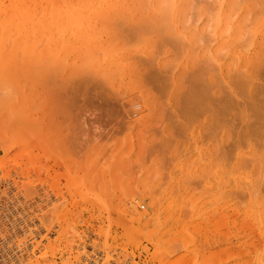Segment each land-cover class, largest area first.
Instances as JSON below:
<instances>
[{
  "label": "bare ground",
  "instance_id": "1",
  "mask_svg": "<svg viewBox=\"0 0 264 264\" xmlns=\"http://www.w3.org/2000/svg\"><path fill=\"white\" fill-rule=\"evenodd\" d=\"M91 90L94 92L96 91V96L102 95L103 99L105 98L103 95L108 98L110 95L111 97L113 96L111 99L117 97L119 98L118 100H120V98L123 100V104L121 101L120 104H122L123 107V112L121 113H124L123 122L125 121V123L121 120H118V122L125 124L123 126H125L124 128H126L128 132V134L126 132L127 135L124 136V144L126 145L124 148H126V152H123L122 150L124 149L122 148L121 152L123 153L118 154L120 153L118 150V155L116 154L117 156H114L115 150H113L114 148L111 146L112 143L109 145V147L113 148H111L112 150L105 146L107 147L106 152H108L109 149L110 154L104 153L105 149L103 150V148L99 146L97 148L104 151V154H101V151L99 152L101 157L102 155L109 154V156H107L108 159L114 158L113 163L112 161L110 162L112 165L106 168L105 161L104 164H98V162H94L93 164V158H87V154L89 153L91 155L92 152H87V154L83 156L85 162L86 159L84 157L87 155L86 158L88 160L85 162L87 166L83 165V161H81L82 163H79L81 167L76 164L78 166V171H74L72 161L73 158L76 157V154L75 156H71L70 159L73 157L72 160L68 161L72 163L68 165L69 163L66 160V164L72 173V177L70 174L67 175L69 172L65 173L69 177V182H66L70 185V190L75 192L78 191L79 194L83 195L89 193L94 200H97L94 204L101 203L100 205L103 206H107L108 204L110 208L108 196H110L111 192L107 196L104 192L102 194L101 190L99 194V190H95L93 186L95 183L93 182L98 184L97 181L100 182V179L102 180V178L107 176V179H109V177L112 179L114 185L117 184V186L115 185L117 187L116 189L121 191L119 190L118 184H121L120 182L122 181L121 186H123L124 190H127L125 191V195L121 194L124 196L121 201L117 199V203L115 202L116 205L114 204L113 207L115 210L111 212L125 216L133 225V229L138 231V233L148 225L153 226L154 228L152 230L150 229L146 234V237L150 239L152 236L151 234H154L153 232H158L168 220H171L169 221L171 223L169 226L167 225L168 227L165 228L166 230L162 232L161 236L156 237L155 243L157 245L160 243V238L167 232L169 236H165L166 238L162 237V239L164 238L162 243H164L165 246L172 243V241L174 242V240L180 241L182 237H184L183 242L191 243L192 239L195 237H193L194 234L191 235V231H188V227L192 226L197 231L195 233L200 235L199 232L202 234L205 233L203 227L206 225L203 222L209 221L214 228L222 224V227L228 228V231L229 227H237V233L238 228L247 229L249 232L253 231V235L256 234V244L259 248H255L257 252L253 250L252 255L254 252H256V254L252 256V259L251 255L249 256L251 261L247 258V260H244L246 262H243V264H264V0H0V113H2L1 118H4V126L8 123L14 127L16 125L22 128L20 129L22 130L21 132L19 130V132H17L18 134H15L17 136L14 140H17L16 143L20 141H18V138L21 139L23 136L26 137V133L32 134L31 136H33V133L37 135V130L41 129L39 131L40 134L42 128L39 127V124H41V121L48 115V112L51 110L53 113V116L51 114L48 115L49 118H51L50 116L54 117L58 109L54 106L63 107L62 103L65 100L69 101L68 98L70 97H73L71 99L73 101L75 99L76 101V99H78L76 95L80 94L79 97L83 98L84 104L82 105L83 102L81 99L80 101L82 103L78 101L80 106L76 105L75 101L73 105L74 107L75 105L78 106L75 107V109L78 108L76 109L77 111L84 108V110H81L84 115L83 111L86 112L85 108L91 103L89 101H92L90 98L92 95H95V93H91L93 92ZM20 91L22 93L18 95L17 93ZM86 91L92 94L91 96L88 94L90 98L87 97L88 95H85L84 98L83 92L85 93ZM58 92L61 94L55 97ZM53 94L54 96L52 97ZM21 95L25 96L24 98L22 97L24 100L21 98ZM60 95L61 98L64 99L61 104L59 102V99H61L59 98ZM17 96H20V100L17 99ZM100 96H97V98L93 96L92 99L95 97L96 99L94 100L98 103L99 98H101ZM51 97L54 98V106H51L50 109V103H53L50 101ZM66 97L68 98L66 99ZM159 98L160 101H162L161 103H163V100H161L162 98L167 102L175 99L173 101L178 102L177 105L186 112L185 114L193 115L198 111L200 113L201 110H204L202 114L205 113L207 116L211 114L212 116H208L213 119L212 122L210 121L211 123L209 122L212 124L211 129L217 131H210L212 133H217L216 135H212L211 133V136H221L218 139L209 137L211 140L209 139L207 141L211 143L212 139H217L218 143L216 142L217 144L214 145H212V143L209 147L203 148V145L199 144L200 146H197L196 142L198 141L197 139L195 141V134H191L197 129L194 132L189 130V128L191 129L192 127L190 126L191 124L197 123H191L190 121L196 118L191 117V119L193 118L192 120H187V122L189 121L191 123L189 124L188 122L190 127L184 124L187 122H184V125L178 121L176 123L172 115H169L165 109L162 110V108H164L163 106L161 109L157 106L159 102L157 104L156 102ZM85 99L89 102L87 105ZM103 99H100V101ZM94 100L92 102H95ZM116 102L114 101L113 103L115 104ZM104 103L105 102H103V104ZM67 104L68 102L66 103L65 101L66 106ZM93 105L94 104L91 106V104H89L88 107H93ZM115 105L118 104L116 103ZM177 105L174 103V108L170 107V110L175 108L178 109ZM68 106L70 109V103ZM155 106L160 109L159 116H161L163 112V114L167 113L170 117L165 115L169 120H167L168 118H162L166 119L165 123H168L164 126L165 128L161 126L159 130L160 139L156 141L155 144L154 140L151 138L154 146L150 141H146V143L148 142V144L153 147L159 148L160 145L161 155H159L160 149H156L158 150L156 154L160 156L158 160H156L158 157L156 159L152 158L153 161L151 163L146 160L149 164H145V166L143 165L145 161H137L138 164L135 163L136 166H138L137 168L141 171L139 172L143 173L141 179L138 180L135 186L132 182L133 175L130 174L129 176L131 177L128 178H126L127 176L124 177L126 178L125 180L121 179L123 178L121 175L124 173L128 175L130 169L128 168V172L126 169L119 174V168L124 166H118L122 163L124 154L128 155L130 152L132 154L131 150L135 145H138L136 147V150H138L137 148L141 141L144 143L143 137H133V135H135L136 128L139 127L143 129L141 127H147L148 124L151 125V123H155V120H157L155 117L158 116L152 113ZM62 107H60L59 112H62L64 109L63 113H61L64 114L68 111L66 110L68 108L66 107L61 110ZM103 107H101V111ZM108 107H110V103ZM52 108H55V110ZM116 108H118V106ZM94 109L91 110L93 111L91 113L96 115L95 112L100 111V109L97 111ZM110 110L114 111L113 109ZM205 110H210V113ZM70 112L71 109L69 113ZM88 112L90 113V111ZM88 112L85 114H88ZM69 113L66 112V116ZM102 113L105 114V112ZM70 115L71 116H68L69 122L71 120L72 122L75 121L71 113ZM75 115L77 118H80L77 112ZM89 115L91 116V114ZM107 115H110V113L108 112ZM76 116H74V118ZM90 116L86 115L85 120H89L90 118L87 119V117ZM103 116L101 117L102 119ZM165 116L163 115V117ZM48 117L46 118L49 119ZM120 117V119H122L123 114ZM62 118L65 119H62V121H68L66 120L68 119L67 117ZM101 118L100 121H102ZM107 118L105 119L104 117L105 120L102 122L95 121L98 124H102L104 121H107ZM180 118L184 120L183 118L185 117ZM210 118L208 119L211 120ZM110 119H113V117ZM201 119H204V117ZM50 120H53V118ZM151 120L154 121V123ZM13 121L15 125L11 123ZM51 122L49 121V123ZM110 122L113 121L110 120ZM53 123L55 124V122ZM157 123L156 121V125H161ZM209 123H207V125ZM110 124L112 125V123ZM199 124L203 126V124ZM88 125H90V123ZM88 125L86 124V126ZM103 125L105 124L103 123ZM207 125L205 126L206 128L211 127ZM76 126L74 127L76 128ZM193 126L197 127L195 124H193ZM56 127L58 126L56 125ZM59 127L62 128L61 126ZM65 127L66 126L63 128ZM114 127H116V125ZM114 127V133H120L122 128L120 129L119 127L122 126L116 127L117 132H115ZM149 127L150 126H148V128ZM10 128L8 125V129L7 127L4 129L9 130ZM198 128L200 127L198 126ZM206 128L204 129L203 127L204 130H210V128ZM54 129L56 128L54 127ZM7 130L6 134L9 135L11 133L9 131L11 130ZM47 130L48 129L45 130V135H47ZM156 130L158 131V129H154V131ZM204 130L202 131L204 132ZM15 132L16 131L13 133ZM102 132H100V135H103L101 134ZM121 132H123V130ZM146 132L149 133V131ZM207 132L210 135V132L206 131V133ZM206 133L204 132L202 135H208V133ZM219 133L220 135H218ZM19 134H22V137L18 136ZM88 134H90V131H88ZM136 134L139 135L140 132ZM180 134L185 135L186 138L182 140L177 139V135ZM45 135L43 136L44 138H46ZM78 135L81 136L80 134ZM197 135L198 134H196V137ZM47 136H50V132ZM53 136L55 135L52 134V137ZM57 136H59V134ZM73 136L76 135L74 134ZM87 136L89 137V135ZM28 137L30 138V136H27L25 141L29 143L31 139L27 140ZM52 137L50 136L48 138L51 139ZM104 137L106 139V136ZM149 137L150 136H148L147 139ZM199 137H201L200 134ZM90 138H92V136H90ZM107 138H109L107 140L111 139L110 137ZM133 138L138 139L136 141H139V144H135V142L134 145L132 143ZM144 139H146V137ZM79 140L81 141L80 138ZM189 140L192 142L190 143ZM25 141H22V143H24L23 145H26L24 148L28 145ZM102 141L99 143H102ZM117 141H114L115 144ZM68 142L70 141L68 140ZM22 143L20 141V144L16 145H21ZM39 143L40 142H38V144ZM45 143H47V141ZM90 143L89 141L91 148ZM146 143L145 145L149 146ZM200 143H203V141ZM120 144L122 143L120 142ZM52 145L54 144H51V146ZM89 145L86 144L85 146ZM116 145H114V147ZM67 146L71 145L69 144ZM77 146L78 145H76V147ZM119 146L120 147L117 145L116 150L117 148H121V145ZM43 147L41 146L40 148ZM76 150H78V148ZM95 152L92 154L95 155ZM143 152L145 151L143 150ZM139 154L141 155V153ZM139 154L137 157L140 156ZM7 155H4V157ZM31 155L32 153H30L29 156ZM142 155L141 158L143 159L144 156ZM105 157L103 159H105ZM107 157L105 159L106 161ZM132 157H130V159H132ZM137 157L135 156L134 159L136 158L135 160H139L140 158ZM146 157L147 156H145V159ZM151 157L149 158L151 159ZM97 158L99 159L100 157ZM32 159L34 158L32 157ZM126 159L124 158V160ZM130 159L128 160L130 161ZM35 160L37 161L36 158L34 161ZM75 161L77 160H74V162ZM140 162H142V164ZM13 163H15V161ZM26 164L29 165V161H27ZM131 164L132 160L129 165L131 166ZM115 165H117V167ZM124 165L126 164L124 163ZM82 166L86 168L89 167L83 177L80 173L86 168ZM33 167L35 168V166ZM132 167L135 166L132 165ZM124 168H126V166ZM107 179L105 178L106 181H103L109 182ZM103 181L100 183L103 184ZM97 184L95 185L96 187ZM80 187L85 188V193H83ZM131 187H133V191L136 187L135 193L131 190ZM102 188L103 191L106 190L104 186H101V189ZM107 191L109 192V190ZM129 192L134 194L131 195ZM67 193H69V191ZM127 195L128 198L129 195L137 197L136 200L138 199L139 202L144 203H139L141 209L142 207L144 208V205L146 206L142 212L139 211L137 213L133 205L132 208L128 210L123 208L125 205L122 206V208L120 207L121 202ZM87 198L89 199V197ZM90 199L89 201L92 202L93 200ZM75 201L77 200H73L72 202L75 203ZM106 201L109 203L106 204ZM131 201L133 202V200L130 199V202ZM232 201L233 204L231 205L230 203ZM118 203L120 204L118 205ZM76 204L78 203H75L74 208ZM58 205L56 206L57 209L61 206ZM136 205H138V202ZM62 206H64L63 208L65 209L61 208V211L64 210L65 212H62L66 214L65 204ZM239 206L241 210H239ZM107 209L105 208V210ZM59 215L60 214H58V216ZM121 215H119L120 218ZM109 216L110 214L108 217ZM200 216L204 217L205 220L198 219ZM48 218L49 217L46 219L49 220ZM186 218L189 219L187 222H185ZM78 223L80 224V222ZM202 224H204V226ZM40 225L42 226V224ZM51 225L52 223L49 227H51ZM114 225L117 224L114 223ZM208 226H210V223ZM55 227L53 225V228ZM66 227L68 226L66 225ZM44 229L48 230L46 228ZM224 230L226 231V229ZM224 230L220 228L219 231ZM234 230L235 229L232 231ZM25 231L26 230L22 232ZM228 231H226L227 235L230 233ZM180 232H183V234L177 236ZM80 235L73 226H70L65 233L58 231V237L53 242H48L46 239L37 242L33 237L32 242L34 240L36 242H34L31 247H28L30 249L37 246L36 248L38 249H44L45 251H43L41 256H35L32 253L33 249L29 251L27 247H23L25 244L23 242V244L20 243V245H17L18 254H14L11 257L9 255L7 259L4 258V252L0 250V264H47L46 260L50 256V253L49 256L47 255L48 251L52 254L54 250H59L62 245L64 247L66 246V248H71L74 242L79 240H76V238L80 237ZM222 241H224L222 243H226L225 241L227 240L223 239ZM43 243L44 245H42ZM180 243L182 242H179V244ZM165 246L164 250L167 249ZM158 249H161V247ZM6 256L8 257V255ZM204 256H202V259H204ZM178 257L179 256H177V258Z\"/></svg>",
  "mask_w": 264,
  "mask_h": 264
},
{
  "label": "rangeland",
  "instance_id": "2",
  "mask_svg": "<svg viewBox=\"0 0 264 264\" xmlns=\"http://www.w3.org/2000/svg\"><path fill=\"white\" fill-rule=\"evenodd\" d=\"M90 91V90H89ZM89 91H88V93H87V91L84 93L83 92V96H84V98H85V95H92V94H90L89 93ZM91 91H93V90H91ZM96 92V91H95ZM94 91L93 92H91V93H95ZM19 93H22L21 91L20 92H18L17 94L19 95ZM87 93V94H86ZM134 93V92H133ZM132 93V94H133ZM57 95H55V97L57 96L58 97V95L59 94H61L60 92H58V93H56ZM82 94V93H81ZM97 94H99V93H97ZM87 96V97H89L90 98V96ZM16 96V95H15ZM54 96V94L52 95V97ZM77 97L76 98H78V99H76V101H75V99H74V101L76 102V105H79V102H81L82 103V105L84 104V101H83V98L81 97H79L80 96V94L79 95H76ZM93 96H95L96 98H97V96L99 97L100 95H97L96 96V93H95V95H92V97ZM105 98L103 99L102 98V95L100 96L101 98H99V102L97 103L94 99H96L95 97H94V99H92V97L90 98V100H94L95 102H92V101H89V102H91V103H89L87 100H88V98H87V100L85 99V103H86V105L89 103V104H91V106H92V104H94L93 105V107H90V108H92V109H94L95 108V106H96V108L94 109V110H99L100 109V111H97V112H95L96 113V115L95 114H93V113H91V112H93V111H91L92 109H90L89 107H88V105H87V109L85 108V110H86V112L85 111H83L84 112V115H83V113H82V111L81 110H84V108L83 109H80V110H78L79 112H80V115H79V112L76 110V109H78V108H76L75 109V107H78V106H76L75 105V107H74V105H73V103L75 104V102L71 99V98H73V97H70V98H68V97H66V99L68 98L69 99V101L68 100H65L66 101V103L68 102V104H67V106L65 105V101L63 102V98H61V95H60V97L59 98H61L62 99V101H61V99H59V102H60V104L62 103L63 104V107L62 106H54L53 104H54V102H53V100H54V98H52L51 97V99H50V101L51 102H53V103H50V109H51V106H54V107H56V109L58 110H56V112H57V114H56V112H55V114H54V117H52L53 116V113H52V111L50 110V112H48V115L49 114H51L52 116H50L51 118H53V120H58L59 118V120L58 121H53V120H50L51 118H49L48 117V115H46V117H48L49 119H47L46 117L44 118V120H42L41 121V124H39V127H41L42 128V131L40 132V134H39V131L41 130H37V132H36V134L37 135H34L35 133H33V136H31L29 133H26L25 134V136L27 137V136H30V138L28 139L27 138V140H30L31 139V141H29V143L27 142V141H25V139H26V137H22L21 135L23 134V132H22V134L20 135H18V136H21L20 138L21 139H19L18 138V141L20 140L21 141V143H22V141L24 140L25 142H27L26 144H28V145H31V146H28L27 145V147H25L24 148V146H26V145H23L24 143H22L21 145H16V144H20V141H19V143L17 142L16 143V141H14L15 140V137H17L16 135L18 134L17 132H19V130L20 129H22L21 127H17L15 124H14V121L13 122H11L12 124H14L15 125V127L13 126V125H10V124H8L9 125V128L11 127V126H13V127H11L9 130H11V131H9V130H7L8 129V125L6 124V126H4V118L2 119L1 117V114L2 113H0V118L2 119H0V250H2L3 252H4V258L5 259H7V258H9V255H10V257L11 256H13L14 254H18L17 253V245H20V243L21 244H23V242L25 243L24 245H23V247H27L28 249H29V247H31L32 245H33V243L34 242H38L39 240L40 241H43L44 239H46V240H48V242H53V241H55L56 239H57V237H58V231H62V233L64 232H66L67 230H68V227H70V226H73L74 227V229L78 232V234L80 235V233H81V235H80V237H77L76 238V240H78V241H76V242H74V244H73V247H71V248H69V247H67L66 248V246L64 247L63 245L59 248V250H57V251H55L54 250V252L51 254V252H49L48 251V256H49V253H50V256H49V258L46 260V263L47 264H240V263H242L243 264V262H246V261H244V260H247V258H249L248 260H250V255H251V259H252V256H255V254H256V252H257V250H255V248L256 247H258L259 248V246L256 244L257 243V240H256V234H254L253 235V233L252 232H249L247 229V231L243 228V229H240V228H238V233H237V227H232V228H230L229 227V231H228V228H223L222 227V224L220 225H218L216 228H214L213 227V225H211L212 223L211 222H209V221H206V222H203V223H205V225L206 226H204V224H202L204 227V229L203 230H205L204 232L205 233H201V232H199L200 233V235H198V233H195V232H197L196 230H195V228H193L192 226L191 227H188V231H191L190 233H191V235L192 234H194V236L193 237H195L194 239H192V242L191 243H187V242H183L184 240H183V238L184 237H182V239H180V241L179 240H174V242L172 241V243H170V244H168L167 246H165L164 245V243H162V240L164 239H162V237H165V236H169V234H167L166 232H164V233H166V234H164L161 238H160V240H159V244L157 245L155 242H156V237H159V236H161V234H162V232L163 231H165L166 229L165 228H167L168 226H169V224L171 223V222H169V221H171V220H168L167 222H166V224H164L162 227H161V229L158 231V232H153L154 234H151L152 236H151V239L150 238H147L146 237V234L148 233V231H150V229L152 230L154 227L153 226H150V225H148V226H146L145 228H143V230L142 231H140L139 233H138V231H136V230H134L133 229V225L130 223V221L125 217V216H123V215H121V214H115V213H113L114 212V210L115 209H113V207H114V204H115V202L117 201V199L119 200V201H121L122 200V198H124V196H122V195H125V191L127 190H124V188H123V186H121L122 185V181L120 182L121 184H118V187H119V190H121V191H118V189H116L117 187V184H113V181H112V179L109 177V179H107V176L105 177L109 182H105L106 180H105V178H102V180L100 179V182H102L103 180H105V181H103V184L102 183H100L99 181H97L98 182V184L96 183V182H93V183H95V184H93V186H94V188H95V190L97 189V190H99L98 191V193L100 194L101 193V190H102V194H103V192L108 196V194L110 193V196H108V201L110 200V208H109V206H108V204L107 203H109V202H107L106 201V204H107V206L106 205H100L101 203H95L94 204V202H96L97 200H94L93 199V197L91 196V194H89V193H85L84 191H85V188L84 187H80V189L82 188V190H83V193H85L84 195L83 194H79L78 193V191L77 192H75V191H73V190H70L71 189V187H70V185L68 184V182H69V177L67 176V175H69L70 174V176H71V172H70V170H69V168L67 167L68 165H70V163H72V162H70L69 163V161L68 160H72V158L70 159V157L71 156H75V154H76V157H74L73 158V169H74V171H76L77 170V165L76 164H78L79 165V167H81L80 166V164L82 163L81 161H83V165H85L86 163V161L88 160L87 158H93V160L94 161H92L93 162V164H94V162L95 163H97L98 162V164L100 163V164H104V161L106 162V165H105V167L106 168H108V166L109 165H112V163H113V160H114V158H112V159H108V157L107 156H109V154H110V150H112L113 148V150H115V152H114V156H117L118 154H121V153H123V152H126V148H124V146L126 147V145L124 144V136H126L127 134H128V132H127V130H126V128H124L125 126H123V125H125V124H123V123H125V121L123 122V119H124V113H121V112H123V107H122V99L120 98V100H118L119 98H117V102H116V98L114 97V99H111L112 97L109 95V98L108 97H106L105 95H103ZM18 97V96H17ZM24 98L25 96H22L21 95V98ZM12 98H15V97H12ZM22 98V99H23ZM74 98H75V96H74ZM16 99V98H15ZM18 100H20V96L17 98ZM26 99V98H25ZM58 99V98H57ZM82 99V100H81ZM100 99H103V100H101L100 101ZM14 100V99H13ZM24 100V99H23ZM27 100V99H26ZM81 100V101H80ZM105 100H107V101H105ZM112 100H114L118 105H115L113 102L114 101H112ZM159 100V101H158ZM157 100V102H156V104H157V106L161 109L162 108V106L164 107V108H162V110H164L165 109V111L166 112H168L169 113V115H172V117H173V120L174 121H176V123H177V121L179 122V123H184V122H187V120H192L191 119V117H194V118H196L194 121L192 120V121H190L191 123H193V122H197V123H193V124H195V125H197V127L196 126H193V124H191L189 121V124H191L190 126H192L191 127V129L189 128V130H191V132L193 131H195L196 129V131L194 132V133H191V134H195L194 135V138H195V141H196V139H197V141L198 142H196V144H197V146H200V145H203L202 146V148L203 147H209L210 146V144H212V145H214V144H217L218 142V138H220V133L218 134V135H220V136H216V137H214V136H211V133L212 132H210V131H214L213 129H211L212 128V124H210L212 121H213V119H212V117L210 118V117H208V116H210L211 114H209L208 116H207V114H202L203 113V111L204 110H201L200 111V113H199V111L197 112V113H195V114H193V115H190V114H185L186 112H184L177 104H178V102L177 101H173V100H175V99H173V100H171L170 102H167V101H165L163 98L161 99V100H163V103L165 104H163V103H161L162 101H160V98ZM16 101V100H15ZM58 101V100H57ZM79 101V102H78ZM120 101H121V103L122 104H120ZM173 101V102H172ZM26 102V101H25ZM103 102H105L104 104H103ZM55 103H56V101H55ZM69 103H70V109H71V114H72V117H73V119H75V121H73L72 122V120L69 122V117L68 116H71L70 115V113H69V111H70V109L68 108L69 106ZM95 103H96V105H95ZM99 103H101V104H99ZM107 103V104H106ZM109 103H110V107H108L109 106ZM160 103H161V105H160ZM174 103H175V105H177V107H178V109H176V112H175V109H173L174 107H173V105H174ZM52 104V105H51ZM59 104V105H60ZM97 104H99V105H97ZM114 106H113V105ZM173 104V105H172ZM57 105V104H56ZM85 105V106H86ZM102 105V106H101ZM108 105V106H107ZM161 107H160V106ZM168 105V106H167ZM65 106V107H64ZM80 106V105H79ZM85 106H82V107H85ZM101 106V107H103V109H102V111H101V107L99 108V107ZM111 106H112V108H111ZM118 106V108H116ZM60 107H62L61 108V110L63 109V108H68V109H66V110H68V111H66L67 113H69V114H67V116H66V112L64 113L65 114V116H64V114H61V113H63V111H64V109H63V111L61 112H59V109H60ZM81 107V108H82ZM98 107V108H97ZM105 107H106V110H107V112H106V110H105ZM158 107H156L155 106V109L152 111V113L155 115V116H157L158 114L160 115V109L158 108ZM166 107V108H165ZM168 107V108H167ZM170 107H173L172 109L173 110H170L171 108ZM176 107V106H175ZM88 108H89V110H88ZM107 108H109V109H107ZM115 108V109H114ZM158 108V109H157ZM53 109V108H52ZM110 109H113L114 111H111ZM53 110H55V108L53 109ZM90 111V113L88 112V111ZM162 110H161V112H162ZM183 112H182V111ZM164 111V112H165ZM206 112L208 111L209 113H210V110H205ZM54 112V111H53ZM74 112V113H73ZM76 112H77V114H78V117H82L81 119L80 118H77V116L75 115L76 114ZM88 112V114H85V113H87ZM99 112V113H98ZM101 112V113H100ZM102 112H105V114L104 113H102ZM108 112L110 113V115H107L108 114ZM147 112V111H146ZM155 112H157V113H155ZM159 112V113H158ZM81 113H82V115L84 116H82L81 115ZM120 113H121V115L123 114V118L122 119H120L121 117V115H120ZM58 114H61V115H58ZM89 114H91V116L89 115ZM120 116H119V115ZM152 114V115H153ZM157 114V115H156ZM185 114V115H184ZM202 114V115H201ZM56 115H58V116H56ZM63 115V116H62ZM76 116L75 118H74V116ZM86 115L87 116H90V117H87V119H89V120H85L86 118ZM95 115V116H94ZM101 115V116H100ZM103 115H105V116H103ZM158 115V116H159ZM163 115L165 116V115H167L168 117H169V115L167 114V113H165V114H163V112H162V114H161V116H157V117H155L157 120H155V119H153V120H155V123H154V121H152L154 124H152L151 122H149V123H151V125L150 124H148V126H150L149 128H148V126L147 127H141V128H143V129H140L139 127V129L138 128H136V130H135V135H133V137H135V136H140L141 138L143 137V140H144V143H143V141H141V143H140V145H139V147H140V149H139V147L137 148L138 150H136V147L138 146H136L135 144H139V141H136V140H138V139H136V138H133L132 139V143L134 144L135 142V146L133 147V149L131 150L132 151V154L133 155H135L136 157L138 156V154L139 153H141V155L142 154H144V155H142V156H144L143 157V159L141 158V155L139 156V157H137V158H140L139 160L137 159V160H135L134 159V157L135 156H133L132 154H131V152L127 155V154H124L123 156H124V158L126 159L127 157V159L126 160H124V158H123V160H124V162H123V160H122V163H120V164H122V165H120L119 164V166L118 167H120V166H126V168H124V167H120L119 168V170H118V172H120L119 174H121L122 172H124L126 169H127V172H128V168L131 170L132 168L134 169V170H136V171H134L133 169L130 171L129 170V174L127 175V173H126V175H125V173L124 174H122L121 176L123 177V178H121V179H126V178H128V177H131V176H129L130 174L131 175H133V177H132V182L134 183V185L136 186L137 185V182H138V180L139 179H141V177H142V175H143V173H140L141 171H140V169H138L137 167L138 166H136V164L135 163H137V161L139 162V161H142V162H144V166H145V164L147 165V164H149V163H151L153 160H152V158L153 159H156L157 157V159L156 160H158L159 159V155H161L160 153V151H161V146L159 145V148H157V147H153L154 146V144L156 143V141H158L159 139H160V129H161V126H162V128L165 126V125H167V123H165L166 122V119H162V118H168L167 116H165V117H163ZM178 115V116H177ZM201 115V116H200ZM205 115V116H204ZM94 116V117H93ZM103 116V119L101 118ZM200 116V117H199ZM212 116V115H211ZM62 117H67L68 119H66V120H68L67 122L66 121H64L65 119L64 118H62ZM71 117V118H72ZM95 117H96V119H95ZM102 119V121L103 120H105L107 117V121H104L103 123L105 124V125H103V123L101 124V123H96V121L95 120H97L98 122L100 121V118ZM104 117H105V119H104ZM113 117V119H110V118H112ZM171 117V118H172ZM180 117H185V118H183L184 120H182ZM197 117H199V118H197ZM204 117V119H201V118H203ZM210 118L211 120H209L208 118ZM55 118H57V119H55ZM76 118H77V120H76ZM98 118V119H97ZM170 118V117H169ZM169 118L167 119V120H169ZM207 118V119H206ZM47 119V120H46ZM62 119H64L63 121H62ZM108 119H110L111 121H115L116 123L118 122V120L120 121H122L123 123L121 124V122H118L117 124L114 122V124H113V122H110V120H108ZM199 121H198V120ZM61 120V121H60ZM186 120V121H185ZM200 120H202V121H200ZM207 120V121H206ZM48 121V122H47ZM49 121L51 122V123H49ZM80 121V122H79ZM102 121H100V122H102ZM156 121L158 122L157 124H161V125H156ZM162 121V122H161ZM163 121H164V123H163ZM211 121V122H210ZM5 122H6V120H5ZM53 122H55V124L53 123ZM66 122V123H65ZM82 122V123H81ZM95 122V123H94ZM160 122V123H159ZM188 122L187 123H184V124H187L188 125ZM210 122V123H209ZM40 123V122H39ZM63 123H65L64 125H62ZM80 126H78L77 124ZM84 123V124H83ZM90 123V125H88ZM92 123V124H91ZM110 123H112V125L110 124ZM163 123V124H162ZM199 123H201V124H203V126L202 125H200ZM204 123H205V125H204ZM207 123H209L208 125H207ZM51 126H50V125ZM55 126H54V125ZM72 124V125H71ZM83 124V125H82ZM86 124L89 126H86ZM97 124H98V126H97ZM110 124V125H109ZM183 124V125H184ZM52 125H53V128H52ZM56 125L58 126V127H56ZM77 125V126H76ZM116 125V127L118 126H122V127H119L120 129H121V131L123 130V132H121L120 131V133H118L117 132V128L116 127H114ZM154 125V126H153ZM187 125H185V126H187ZM211 126V127H207V128H210V130H208L205 126ZM59 126H61L62 128H60ZM64 126H66L65 128H63ZM73 126V127H72ZM74 126H76V128L74 127ZM96 126V127H95ZM108 126V127H107ZM189 125L187 126V127H190ZM198 126L200 127V128H198ZM202 126V127H201ZM7 127V129H4V128H6ZM47 127V128H46ZM54 127L56 128V129H54ZM71 127V128H70ZM103 127V128H102ZM113 127L115 128V132H117V133H114V129H113ZM152 127V128H151ZM154 127V128H153ZM194 127H196V128H194ZM203 127H204V129L206 128L207 130H204L203 129ZM3 128V129H2ZM45 128V129H44ZM59 128V129H58ZM89 128V129H88ZM165 128V127H164ZM15 129V130H14ZM44 129V130H43ZM46 129H48L47 131H46V134L48 135L49 134V132H50V136L52 137V134L53 135H55V136H53L51 139L50 138H48V137H50V136H47V135H45V130ZM75 131H74V130ZM85 129V130H84ZM100 129V130H99ZM102 129V130H101ZM150 129V130H149ZM152 129V130H151ZM154 129H158V131L156 130V131H154ZM6 130L7 131H9V132H11L9 135L8 134H6ZM24 130V129H23ZM104 130V131H103ZM106 130V131H105ZM134 130V129H133ZM133 130H131V131H133ZM139 130H141V131H139ZM143 130H144V132H143ZM149 131V133L148 132H146V131ZM188 130V131H189ZM202 130H204V132L206 133V131H209L210 132V135H209V133H208V135H202V134H204V132L202 131ZM3 131V132H2ZM14 131H16L15 133H13ZM22 130H20V132H21ZM78 133H77V132ZM88 131H90V134H88ZM103 131V132H102ZM107 131H108V133H107ZM111 131H113V132H111ZM119 131V130H118ZM139 133L140 132V134L139 135H137L136 133L137 132ZM153 132V134H152V132ZM59 132V133H58ZM63 134H62V133ZM91 132H92V135H91ZM97 132V133H96ZM100 132H102L101 134H103V135H100ZM126 132H127V134H126ZM134 132V131H133ZM186 132H187V130H186ZM203 132V133H202ZM214 132H217V131H214ZM212 133V135H216L217 133ZM52 133V134H51ZM55 133V134H54ZM94 133V134H93ZM112 133H114V134H112ZM148 133V134H147ZM188 133V132H187ZM206 133V134H207ZM16 134V135H15ZM27 134H29V135H27ZM42 134H44L45 135V137L46 138H48V139H46V138H44L43 136L44 135H42ZM59 134V136H57ZM76 135V136H73V135ZM78 134H80L81 136H79ZM89 135V137L87 136V135ZM120 134V135H119ZM124 134V135H123ZM152 134V135H151ZM196 134H198L197 135V137H196ZM199 134H200V136L201 137H199ZM62 137H61V136ZM64 135V136H63ZM69 135V136H68ZM83 135H84V137H83ZM97 135H98V138H97ZM100 135V136H99ZM109 135V136H108ZM145 135H147V136H145ZM159 135V136H158ZM34 136H35V138H34ZM37 136V137H36ZM57 136V137H56ZM90 136H92V138H90ZM94 136H95V138H94ZM104 136H106V139H105V137ZM122 136V137H121ZM146 137V139H144L145 137ZM148 136H150L148 139H147V137ZM159 138H158V137ZM178 136V138L177 139H185L186 138V136L185 135H177ZM182 138H181V137ZM206 136V137H205ZM43 137V138H42ZM69 137V138H68ZM72 139H71V138ZM83 137V138H82ZM107 137H110L111 139L110 140H107V139H109V138H107ZM113 137V138H112ZM156 137V138H155ZM217 138V139H215V140H213L212 139V142L210 143V142H208L207 140H209L210 138ZM38 138V139H37ZM79 138L81 139V141L79 140ZM90 138V139H89ZM154 140V144H153V141H151L152 139ZM199 138V139H198ZM202 138V139H201ZM17 139V138H16ZM33 139H35V140H33ZM43 139V140H42ZM63 139H65V140H63ZM93 139H95V140H93ZM102 139H103V141H102ZM105 139V140H104ZM115 139V140H114ZM117 139H118V141H117ZM205 139V140H204ZM38 140V141H37ZM58 140V141H57ZM66 140H67V142H66ZM68 140L70 141V142H68ZM76 140V141H75ZM91 142L90 144H91V148H92V150H91V148H90V145H89V141ZM92 140V141H91ZM112 140V141H111ZM117 141V145H118V147H120L119 145H121V148L120 149H118L117 148V150H116V147H117V145L115 144V142ZM148 140V142L150 141V143L151 144H153V146H151L150 144H148V142L146 143V141ZM211 140V139H210ZM34 141V142H33ZM36 141V142H35ZM43 142V144H42V142ZM47 141V143H45ZM48 141H51V142H48ZM60 141V142H59ZM62 141V142H61ZM78 141V142H77ZM102 141V143H99V142H101ZM201 141H203V143H205V144H203V143H200ZM214 141V142H213ZM31 142V143H30ZM38 142H40L39 144H42V145H39L38 144ZM58 142V143H57ZM75 142V143H74ZM87 142V143H86ZM95 142V143H94ZM120 142L122 143V144H120ZM189 142L191 143L192 141L191 140H189ZM217 142V143H216ZM34 143V144H33ZM77 143V144H76ZM112 143V144H111ZM114 143V144H113ZM119 143V144H118ZM145 143L146 144H148L149 146H147V145H145ZM2 144V145H1ZM38 144V145H37ZM46 144V145H45ZM51 144H54V145H52V146H54V147H52L51 146ZM56 144V145H55ZM58 144H59V146H58ZM65 144V145H64ZM71 145V146H67V145ZM74 144H75V146H74ZM83 144V145H82ZM89 145V146H85V145ZM94 144V145H93ZM95 144H97V145H95ZM100 144V145H99ZM106 144H108V145H106ZM111 144V146L113 147H109V145ZM200 144V145H199ZM62 145H63V147H62ZM72 145H73V147H72ZM76 145H78L77 147H76ZM92 145H93V147H92ZM114 145H116L115 147H114ZM43 147V146H46V147H43V148H40V147ZM49 146V147H48ZM61 146V147H60ZM65 146V147H64ZM83 146V147H82ZM100 146V148L102 147L103 148V150L105 151H103L102 149H100V148H97V147H99ZM104 146V147H103ZM105 146H107L109 149H108V152H106V148L107 147H105ZM10 147V148H9ZM76 147V148H75ZM147 147V148H146ZM22 148V149H21ZM28 148V149H27ZM50 148V149H49ZM52 148V149H51ZM72 148V149H71ZM78 148V150H76ZM80 148V149H79ZM94 148H95V150H96V152H95V150H94ZM112 148V149H111ZM122 148L124 149V150H122ZM145 148H146V150H145ZM151 148V149H150ZM201 148V147H200ZM3 149V150H2ZM48 149H49V151H48ZM89 149V150H88ZM97 149H98V152H97ZM100 149V150H99ZM145 151V152H143V150ZM153 149V150H152ZM156 149H160L159 150V155L158 154H156V153H158V150H156ZM43 150V151H42ZM47 150V151H46ZM88 150V151H87ZM118 150L120 151V153H118ZM121 150L123 151V152H121ZM141 150V151H140ZM5 151V152H4ZM7 151V152H6ZM25 151V152H24ZM45 151V152H44ZM66 151V152H65ZM83 151V152H82ZM101 151V152H100ZM136 152V154H135V152ZM151 153H150V152ZM4 152V153H3ZM26 152H27V154H26ZM50 152V153H49ZM59 152V153H58ZM61 152H62V154H61ZM70 152V153H69ZM75 152V153H74ZM86 152V153H85ZM87 152H92V153H94L95 152V155L94 154H92L91 153V155L88 153L87 154ZM102 154L103 152L104 153H109V154H106V155H102V157H101V154ZM112 152V151H111ZM143 152V153H142ZM155 154H154V153ZM30 153H32V155L31 156H29L30 155ZM54 153H55V155H54ZM64 153V154H63ZM99 153V154H98ZM103 153V154H104ZM118 153V154H117ZM138 153V154H137ZM153 153V154H152ZM8 154V155H7ZM38 154V155H37ZM85 154H87L86 156H87V158H86V156L84 157L86 160H85V162H84V159H83V156L85 155ZM117 154V155H116ZM146 154V155H145ZM148 154H149V156H148ZM4 155H7V156H5L4 157ZM26 155V156H25ZM153 155V156H152ZM2 156V157H1ZM36 156V157H35ZM54 156V157H53ZM90 156V157H89ZM107 157V161L105 160L106 159V157ZM127 156V157H126ZM133 156V157H132ZM145 156H147L146 157V159H145ZM152 156V157H151ZM154 156H155V158H154ZM19 157V158H18ZM32 157L35 159H37V161L35 160L34 161V159H32ZM69 157V158H68ZM97 157H100L99 159L96 158ZM105 157V159H103ZM130 157H132V159H130ZM149 157H151V159L149 158ZM2 158V159H1ZM5 158V160L3 161V159ZM27 158V159H26ZM30 158V159H29ZM47 158V159H46ZM83 160H82V159ZM149 158V159H148ZM33 160V162H32V160ZM61 159V160H60ZM81 159V160H80ZM96 159V160H95ZM128 159H130V161L128 160ZM145 159V160H144ZM31 160V161H30ZM63 160V161H62ZM68 161V165L66 164L67 163V161ZM74 160H77V161H75L74 162ZM100 162H99V161ZM109 160V161H108ZM131 160H132V164H131V166L129 165L130 163H131ZM146 160L149 162V163H147L146 162ZM15 161V163H13ZM27 161H29V165L28 164H26L27 163ZM44 161V162H43ZM102 161V162H101ZM112 161V163H110ZM31 162H32V164H31ZM34 162H35V164H34ZM43 163V164H41V163ZM65 162V163H64ZM77 162V163H76ZM127 162H129V163H127ZM142 162H140L141 164H142ZM80 163V164H79ZM109 163V164H108ZM124 163L126 164V165H124ZM34 164V165H33ZM40 164V165H39ZM138 164V163H137ZM35 166V168L33 167V166ZM38 165V166H37ZM132 165L133 166H135V167H132ZM85 166H87V165H85ZM90 166V165H89ZM116 167H117V165H115ZM114 166V167H115ZM75 167V168H74ZM83 168H86V167H84V166H82ZM34 168V169H33ZM87 168H89V167H87ZM83 169L84 171L83 172H81L80 174H81V176L83 177L85 174H86V172H87V170L88 169ZM122 168V169H121ZM124 169V170H123ZM78 171V170H77ZM122 171V172H121ZM134 171V172H133ZM140 171V172H139ZM69 172V173H68ZM85 172V173H84ZM132 172H133V174H132ZM137 172V173H136ZM65 173H68L67 175L65 174ZM83 174V175H82ZM134 174H135V177H134ZM67 176V178L66 179H68V180H66L65 179V177ZM137 175V176H136ZM127 176V177H126ZM140 176V177H139ZM33 177V178H32ZM60 177V178H59ZM72 177V176H71ZM70 177V178H71ZM124 177H126V178H124ZM53 178V179H52ZM134 178H135V180H134ZM124 180H123V182H124ZM58 181V182H57ZM66 181H68V182H66ZM135 181V182H134ZM53 182V183H52ZM132 183V184H133ZM97 184V187L95 186ZM56 187H55V186ZM69 185V186H68ZM120 185V186H119ZM124 185V184H123ZM133 185V186H134ZM50 186V187H49ZM101 186H104V188L106 189L105 191H103V188L101 189ZM107 186V187H106ZM86 187V186H85ZM109 187V188H108ZM127 187V186H126ZM115 188V189H114ZM136 188V187H135ZM134 188V191H133V187H131V190L135 193V191H136V189ZM138 188V187H137ZM60 189V190H59ZM114 189V190H113ZM107 190H109V192L107 191ZM69 191V193H67ZM72 193H71V192ZM130 191V190H129ZM121 192V193H120ZM132 192V193H133ZM115 193V194H114ZM130 193V192H129ZM133 193V194H134ZM74 194V195H73ZM89 196H88V195ZM122 194V195H121ZM131 194V193H130ZM133 194H131V195H133ZM45 195V196H44ZM58 195V196H57ZM73 195V196H72ZM79 195H80V197H79ZM131 195H129V198H128V195H127V197H125V199L126 198H128L129 199V201H128V199H123V201H124V203H123V201L121 202V204L120 203H118V205L120 204L121 206V208H122V206H124L123 208L124 209H126V210H128L129 208H132V205L134 206V208L137 210V213L139 212V211H143V209L146 207L145 205H144V208L142 207V209H141V207H139V203H141V204H144V203H142V202H139V200L137 199L136 200V198L137 197H133V196H131ZM79 198H78V197ZM135 196V195H134ZM43 197V198H42ZM61 197V198H60ZM64 197V198H63ZM70 197H71V199H70ZM87 197H89V199L90 198H92V199H90V200H93L92 202L91 201H89V199L87 198ZM111 197V198H110ZM121 198V199H119V198ZM55 198V199H54ZM44 199V200H43ZM64 200V201H61V200ZM130 199L131 200H133V202L131 201L130 202ZM73 200H77V201H75V203H78V204H76V207L74 208V205H75V203L74 202H72ZM83 200H85V201H83ZM67 201V202H66ZM138 202V205H136L137 204V202ZM61 202H64V203H61ZM136 202V203H135ZM58 203H59V205H61V206H59L58 205ZM67 203V204H66ZM72 203V204H71ZM117 203V202H116ZM123 203V204H122ZM134 203H135V205H134ZM63 204H65V207H66V214H64L62 211H64V210H62L61 211V208L62 209H65V208H63L64 206H62ZM231 205L233 204V201L230 203ZM44 205V206H43ZM59 206V208L57 209V207L56 206ZM92 205H94V206H92ZM100 205V206H99ZM116 205V204H115ZM117 205V206H118ZM131 205V206H130ZM72 206V207H71ZM101 206H103V207H101ZM106 206V207H105ZM141 206V205H140ZM39 207V208H38ZM107 209V207H108V209L107 210H105V208ZM119 207V206H118ZM242 207V206H241ZM42 208V209H41ZM50 208H51V210H50ZM55 208V209H54ZM102 208H104V209H102ZM140 208V209H139ZM239 208H240V206H239ZM60 209V210H59ZM57 210H59V211H57ZM82 210V211H81ZM98 210V211H97ZM239 210H241V208L239 209ZM111 211H113V212H111ZM41 212V213H40ZM65 212V211H64ZM97 212V213H96ZM106 212V213H105ZM228 212H231V211H228ZM61 213H62V215H61ZM113 213V214H112ZM42 214V215H41ZM46 214H48V215H46ZM58 214H60L59 216H58ZM68 214V215H67ZM73 214H75V215H73ZM110 214V216L108 217V215ZM66 215V216H65ZM77 215V216H76ZM79 215V216H78ZM103 215V216H102ZM118 215V216H117ZM119 215H121V218H120V216ZM44 216H46V217H44ZM90 216V217H89ZM115 218H113V217ZM116 216V217H115ZM231 216H233V215H231ZM230 216V217H231ZM47 217H49L48 219L49 220H47L46 218ZM123 217V218H122ZM230 217H229V219H230ZM71 218V219H70ZM77 218V219H76ZM93 218V219H92ZM110 218V219H109ZM113 218V219H112ZM117 218V219H116ZM67 219V220H66ZM119 219H120V222H119ZM124 221H123V220ZM198 219H201V220H205V218L204 217H202V216H200V218H198ZM47 220V221H46ZM117 220H118V222H117ZM126 220H127V222H126ZM186 221L185 222H187V220H189V219H185ZM55 222V223H54ZM78 222H80V224L78 223ZM49 223V224H48ZM52 223V225H51V227H49L50 226V224ZM88 223V224H87ZM92 223V224H91ZM109 223H110V225H109ZM114 223H116L117 225H114ZM181 223V222H180ZM209 223H210V226H208L209 225ZM40 224H42V226L40 225ZM87 224V225H86ZM128 224H130V225H128ZM40 225V226H39ZM53 225H54V227L56 228V230H55V228H53ZM66 225L68 226V227H66ZM168 225V226H167ZM3 226V227H2ZM44 226V227H43ZM221 226V227H220ZM237 226V225H236ZM26 227V228H25ZM132 227V228H131ZM209 227V228H208ZM44 228H46V229H48V230H45ZM208 229V231H207V229ZM220 228L222 229V230H224V229H226V231H228V232H230V233H228V235H227V232L224 230V231H219L220 230ZM22 229V230H21ZM26 230L25 232H22V231H24V230ZM53 229V230H52ZM64 229H66V230H64ZM233 229H235L234 231H232ZM214 231V233H213V231ZM216 230V231H215ZM231 230V231H230ZM32 231V232H31ZM34 231V232H33ZM37 233H36V232ZM55 231V232H54ZM193 231V232H192ZM207 231V232H206ZM219 232V234H218V232ZM239 231H241V232H239ZM251 231V230H250ZM221 232V233H220ZM233 232V233H232ZM33 233V234H32ZM36 233V234H35ZM156 233V234H155ZM207 233V234H206ZM212 233V234H211ZM232 233V234H231ZM236 233V234H235ZM241 233V234H240ZM251 233V234H250ZM101 234V235H100ZM135 236H134V235ZM183 234V232H180L179 233V235L177 234V236H180V235H182ZM197 234V235H196ZM217 234V235H216ZM235 234V235H234ZM243 234V235H242ZM211 235H212V237H211ZM222 235V236H221ZM250 235H252V236H250ZM206 236V237H205ZM233 236H234V238H233ZM240 236V237H239ZM250 236V237H249ZM23 237V238H22ZM34 237V239H36V241L34 240L33 242H32V238ZM200 238V240H199V238ZM243 237V238H242ZM245 237V238H244ZM249 237V238H248ZM253 237V238H252ZM154 238V239H153ZM166 238V237H165ZM228 238V239H227ZM232 238V239H231ZM214 239V240H213ZM227 240V241H225L226 243H222V242H224V241H222V240ZM253 241H252V240ZM51 240V241H50ZM147 240V241H146ZM186 240V239H185ZM198 240V241H197ZM220 240V241H219ZM230 240V241H229ZM245 240V241H244ZM249 240V241H248ZM178 241V242H177ZM217 241V242H216ZM228 241H229V243H228ZM232 241V242H231ZM175 242H177V243H175ZM179 242H182V243H180L179 244ZM32 243V244H31ZM154 243V244H153ZM162 243V244H161ZM194 243H195V245H194ZM246 243V244H245ZM76 244H78V245H76ZM82 244V245H81ZM225 244V245H224ZM239 244H241V245H239ZM245 244V245H244ZM257 246H256V245ZM26 245V246H25ZM42 245H44V243L42 244ZM137 245V246H136ZM163 245V246H162ZM255 245V246H254ZM29 246V247H28ZM80 246V247H79ZM143 246V247H142ZM145 246V247H144ZM159 246V247H158ZM164 246H165V248H167V249H165L164 250ZM194 246V247H193ZM196 246V247H195ZM250 246V247H249ZM254 246V247H253ZM37 247V246H36ZM30 248L29 249V251L30 250H32V253L35 255V256H41L42 255V253H43V251H45L44 249H42V248ZM77 247V248H76ZM79 247V248H78ZM156 247V248H155ZM161 247V249H158V248H160ZM163 247V248H162ZM244 247V248H243ZM249 247V248H248ZM193 248H195V249H193ZM227 248V249H226ZM11 249H12V251H11ZM75 249H76V251H75ZM190 249H193V250H190ZM249 250V251H248ZM253 250H255L256 252H254L253 253V255H252V252H253ZM29 251H28V253H29ZM197 251V252H196ZM40 252V253H39ZM158 252V253H157ZM233 253V254H232ZM243 253V254H242ZM20 254V253H19ZM204 254H205V256H204ZM213 254V255H212ZM6 255H8V257L6 256ZM150 255H152V256H150ZM153 255H154V257H153ZM211 255V256H210ZM245 255V256H244ZM162 256V257H161ZM177 256H179L178 258H177ZM202 256H204V259H202L203 257ZM110 257V258H109ZM160 257V258H159ZM152 258V259H151ZM200 258V259H199ZM117 259V260H116ZM157 259V260H156ZM158 259H161V260H158ZM222 261H224V262H222ZM251 261V260H250ZM249 261V262H250ZM248 262V261H247ZM244 264H246V263H244ZM247 264H249V263H247Z\"/></svg>",
  "mask_w": 264,
  "mask_h": 264
}]
</instances>
